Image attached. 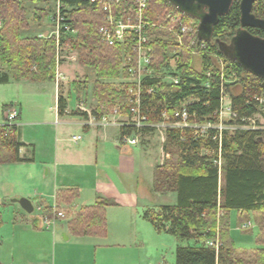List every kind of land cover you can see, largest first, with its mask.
Returning <instances> with one entry per match:
<instances>
[{
  "label": "trees",
  "instance_id": "16d2710c",
  "mask_svg": "<svg viewBox=\"0 0 264 264\" xmlns=\"http://www.w3.org/2000/svg\"><path fill=\"white\" fill-rule=\"evenodd\" d=\"M39 2L40 0H35ZM65 6H77L68 13L75 36L61 31L62 52L70 48L78 53L83 66L94 70L96 81L93 96L98 102L93 111L97 120L112 114L118 109L124 116H130L131 102L124 89H115L108 81L128 77L122 68L124 59L131 57L129 66H136L137 54L134 43L129 37L124 46H108L100 42L98 32L104 24L103 13L89 0H60ZM241 0H234L230 11L219 17L213 26L211 37L198 33L199 42L206 44L207 52L199 57L201 67H195V58L187 51L178 49L168 35L156 32L152 39L155 62L152 69L159 73L170 63V54L179 52L177 76L179 85H168L159 80L145 82L141 96V108L152 124L163 121L167 113L170 123H175V113L184 104L190 114L196 115L195 121L204 124H218V111L223 94L230 97L232 109L238 119L228 124L239 125L240 118L251 117L257 109L252 103L255 96L264 92V79L254 75L242 66L236 58L234 40L245 30L241 24ZM171 11H176L186 23L196 22L202 10L186 13L169 0H150L147 17L160 22ZM252 13L264 19V0H255ZM65 15V10H62ZM37 21L48 18L47 10H36ZM0 84H8L12 77L15 81L33 82L55 81L58 49L56 38L48 40L22 36L29 30L24 2L21 0H0ZM256 37L264 38V31L258 28L246 29ZM217 60H221V68ZM210 74V76H208ZM107 81V82H106ZM234 81V83H228ZM208 85V87H207ZM241 86L235 94L232 88ZM126 84L124 87L127 88ZM155 86L156 93L148 94ZM73 88L77 93L86 91L88 80L76 81ZM68 101L60 97L59 115L63 116ZM9 107L4 106L3 111ZM20 119V113L17 121ZM155 128H143L140 137L144 138ZM136 133L132 128H121V138ZM213 133V132H212ZM166 159L156 171L154 190L159 193L174 192L178 203L174 207H162L159 212H147L144 218L158 232H164L178 240L200 242L218 240L221 244L217 253L215 248L205 246L178 247L175 252L176 264H264V130H236L223 133L221 147L222 166L219 169L213 156L204 151H213L219 159V147L212 139H195L189 129L168 128ZM25 145L20 141L18 125H0V165L23 163L20 156ZM33 160L29 161L32 162ZM74 191L59 195L69 201L76 196ZM111 200L98 198L91 207L83 208L69 222V230L74 236L105 237L107 235L106 208L114 206ZM50 215L48 208L44 209ZM58 211V210H57ZM236 211L239 218L247 219L253 214L259 226L258 243L255 250H238L230 234L231 212ZM3 225L0 208V228ZM248 230V229H242Z\"/></svg>",
  "mask_w": 264,
  "mask_h": 264
},
{
  "label": "crops",
  "instance_id": "0c3cea01",
  "mask_svg": "<svg viewBox=\"0 0 264 264\" xmlns=\"http://www.w3.org/2000/svg\"><path fill=\"white\" fill-rule=\"evenodd\" d=\"M0 71L4 72L1 65ZM10 83L30 87L25 80L15 81L12 77ZM52 85L53 119L41 121L36 117L32 124L35 133L40 127L51 126L56 134L55 140L41 151L37 143L41 141H26L18 126L20 141L25 145L21 148L20 156L25 162L0 165L1 173L7 175L0 183V207H10L9 217L12 218L10 222H3L0 228V264H132L130 260L136 248L139 263L144 260L142 255L151 251L160 255L167 250L171 235L156 231L144 215L159 212L162 207L176 206L178 196L174 192L159 193L154 190L156 171L166 159L165 151L159 152L153 143L158 139H152L158 128L142 138L138 146L123 145L121 128L116 123L120 117H111L107 125L86 112L83 114L85 117L68 119L74 116L69 106L60 116L59 85L56 81ZM19 102L20 119L28 122L29 116H26L23 103ZM4 106L13 105L4 104L2 109ZM14 106L17 109L18 103ZM72 125L77 132L73 137L80 136L81 140L73 141L72 137L64 144L63 139L58 137V131L60 127L64 130ZM112 127L119 128V138L111 132ZM151 139L150 146L147 142ZM163 141L162 150H165L166 139ZM68 143L74 148H69ZM66 191L77 194L70 201L60 198L59 195ZM21 198L30 200L38 215L18 208L20 204L13 200ZM98 198L115 203L106 208L108 236L79 237L71 234L70 220L83 208L93 206ZM12 207L14 211L11 216ZM46 208L50 214L54 209L62 211L65 217L58 219L54 226L47 227L43 221L49 215L45 213ZM190 241L194 245L184 244ZM138 242L142 246L141 252ZM145 242H148L147 250H144ZM177 242L176 249L205 244L194 240ZM122 247L128 250H120Z\"/></svg>",
  "mask_w": 264,
  "mask_h": 264
},
{
  "label": "built area",
  "instance_id": "2783aa9c",
  "mask_svg": "<svg viewBox=\"0 0 264 264\" xmlns=\"http://www.w3.org/2000/svg\"><path fill=\"white\" fill-rule=\"evenodd\" d=\"M26 2L27 0H21ZM92 5L97 6L103 13L104 24L100 27L98 37L100 42L108 46H124L127 39L130 37L134 43V51L137 54L136 66H129L132 62L131 57H126L122 68H125L128 77L125 79L129 86L124 88L127 96L130 98L131 110L130 116H124L118 109H115L112 114L106 115L101 121L104 125L109 124L111 117H120L116 122L120 128H132L136 133L130 136L121 138V143L126 146H138L140 144V130L143 128H160L167 124V128L189 129L193 131L195 139H212L218 144L219 159L215 160L214 164L221 169V147L223 140V133L225 131L234 132L236 130H264L262 127L264 122V92L253 98L252 103L255 105L257 112L251 117L240 118L239 125L228 124V121L238 119L237 113L232 109L231 100L227 94H223L221 100V108L218 111L219 122L214 124L206 122L200 124L195 121L196 115L190 114L187 107L192 103L183 105L180 112L175 113V123H170L167 113L162 115L163 121L159 124H152L149 117L143 113L141 108V96L145 82L148 80H159L162 83L170 85H179L180 79L175 76L177 73V66L179 61V50L170 54V63L161 72L156 73L152 66L155 62V50L152 46V39L156 32L165 33L168 38L174 42L178 49L187 51L194 57H200L202 52H207V46L203 42H199L198 38V24L196 22L186 23L182 16L176 11H171L163 20L155 22L150 20L147 15L150 8V0H89ZM65 10V15L62 10ZM77 6H70L61 4L58 0V12L54 17V30L50 33H41L37 37L48 40L56 38L58 58H57V75L56 83L65 77L60 72V63L69 58L66 55L72 52L67 47L62 52L60 46L61 31L64 30L65 35L75 36L78 31L73 29L68 13L76 10ZM2 23L0 22V28ZM65 53V55H64ZM72 58V56L70 57ZM213 59H216L213 57ZM217 60V59H216ZM221 68L224 64L221 60H217ZM210 76V74L208 75ZM208 87V85H207ZM157 88L152 86L148 90V94L156 93ZM229 99V104L226 102ZM5 124L17 125L16 121L19 115L18 110L11 106L5 110ZM228 119V120H227ZM213 132V133H212ZM73 141H80V136L72 138ZM65 214L62 211L54 209L52 214L44 217V223L47 227L54 226L58 219L64 218ZM252 227L251 223L243 225V229ZM205 246L213 247L217 251L220 250L221 244L218 240L207 241Z\"/></svg>",
  "mask_w": 264,
  "mask_h": 264
},
{
  "label": "rangeland",
  "instance_id": "374dc122",
  "mask_svg": "<svg viewBox=\"0 0 264 264\" xmlns=\"http://www.w3.org/2000/svg\"><path fill=\"white\" fill-rule=\"evenodd\" d=\"M24 7L26 10V18L29 24V30L23 31L22 36L25 37H36L41 33H50L54 30V17L56 16V13L58 12V0H40L39 2L35 0H27L24 2ZM47 10L49 12V16L47 19H45L43 22H39L36 19L35 11L36 10ZM1 22V21H0ZM2 23V22H1ZM65 55V53H64ZM66 55H69V58L66 60H63L60 63V72L62 71L65 74V78L59 82V94L60 97L65 98L68 101V106L70 109H72V114L74 116H70L68 119H76L73 118L75 116L79 117H85L83 114L86 112V114L90 115L92 118L94 117L93 111L97 108L98 102L93 96L94 91V84L96 81V75L93 69L83 66L80 63V60L78 58V53L76 51H72L67 53ZM72 56V58H70ZM195 67L200 70L201 67V60L199 57L195 58ZM56 75H57V67H56ZM56 80V76H55ZM88 80V88L86 91H82L81 93H77L75 89L73 88V83L76 81H84ZM29 88H24V85H18L17 83H10V84H3L0 85V125L5 123V114H3L2 106L4 104L8 105H15V103H18V111L21 110L20 102L23 103V107L26 112V116L28 115V122L27 120L22 122V118L16 121V124L21 127V131L24 135V139L26 141L33 140L35 141L38 139L41 142L37 143L40 145L41 151H43V147L48 145L55 140L56 134L54 132V129H52L51 126H43L38 129V131L35 133V126L32 124V122L36 119V117H39L41 121H51L53 119L52 117V110L51 107L54 103V98L51 96V89L54 88L52 85V81H42V82H33L29 80H25ZM107 82V81H106ZM109 84H111L115 89H124L126 85V80L124 78H119L117 80L108 81ZM228 83H234V81H229ZM33 86V88H31ZM235 94H238L241 92V86L236 85L234 88H232ZM46 94V95H45ZM230 99V97H229ZM229 99H227V103L229 104ZM15 107V106H14ZM83 109H81V108ZM228 120V119H227ZM264 127L263 120L260 121ZM237 125V124H236ZM167 124L162 125V127L157 129V132L154 134V138L156 141L155 146L157 149H159V152H164L165 150H162L163 147V140L166 139L165 147L167 146ZM111 132L113 134H116L117 138H119V128L118 127H112ZM76 127L75 126H67L64 130H62V127H60L58 131V137L60 139H63L64 144L65 140L69 141L70 138H72L74 135H76ZM151 141L147 142L148 145L151 146ZM142 137H140V143H141ZM120 141V140H119ZM69 148H74L70 143ZM121 144V143H120ZM119 144V145H120ZM204 155H209L210 157L213 156V162H215L216 154L213 153V151H204ZM7 175L5 173H1L0 171V183L2 180H5ZM11 177L13 175L11 174ZM173 198V197H172ZM170 200V199H169ZM170 202V201H169ZM19 204V203H17ZM1 208V207H0ZM13 208L11 209V216L13 215ZM18 208H21L19 205ZM10 207L8 209H5L3 206L1 208L2 212V220L3 222H10L12 219L9 217L10 214ZM21 210L24 212V210L21 208ZM38 215V212H33L32 215ZM250 223L252 227L247 228L248 230H242L244 223H247V219L239 218V214L236 211L231 212V223H230V234L231 238L234 241L235 247L238 250H255L257 248H260V245L258 243V235H259V226L256 223L253 214L249 213ZM108 236V235H107ZM106 236V237H107ZM110 238V237H108ZM171 238V242L168 243L167 250H165L163 253H156L155 251H151L149 253H146L142 255L143 261L139 263L138 261V252L137 248L133 249L134 254L132 255V260H130L132 264H175V249L178 244V240L173 237L169 236ZM146 240V238H144ZM148 243V242H147ZM147 243L145 242V249L147 250ZM185 245H194L193 242H185ZM138 247L141 252V243L138 242ZM120 250H128L122 249ZM140 257V256H139Z\"/></svg>",
  "mask_w": 264,
  "mask_h": 264
},
{
  "label": "water",
  "instance_id": "95a60500",
  "mask_svg": "<svg viewBox=\"0 0 264 264\" xmlns=\"http://www.w3.org/2000/svg\"><path fill=\"white\" fill-rule=\"evenodd\" d=\"M178 9L186 13L203 10L199 15L198 32L211 37L213 26L220 16L227 14L234 0H169ZM255 0H241V24L245 29L234 40L236 58L240 64L254 75L264 79V38L256 37L246 29L258 28L264 31V19L257 18L253 13ZM207 9V11H204ZM29 214L35 210L32 202L26 198L13 200Z\"/></svg>",
  "mask_w": 264,
  "mask_h": 264
},
{
  "label": "flooded vegetation",
  "instance_id": "af4514ba",
  "mask_svg": "<svg viewBox=\"0 0 264 264\" xmlns=\"http://www.w3.org/2000/svg\"><path fill=\"white\" fill-rule=\"evenodd\" d=\"M203 11V10H202ZM204 11H207V9H205Z\"/></svg>",
  "mask_w": 264,
  "mask_h": 264
}]
</instances>
